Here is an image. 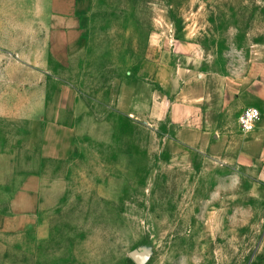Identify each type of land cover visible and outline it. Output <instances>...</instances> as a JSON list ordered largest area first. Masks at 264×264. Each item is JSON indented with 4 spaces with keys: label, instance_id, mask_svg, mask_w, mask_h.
<instances>
[{
    "label": "rangeland",
    "instance_id": "1",
    "mask_svg": "<svg viewBox=\"0 0 264 264\" xmlns=\"http://www.w3.org/2000/svg\"><path fill=\"white\" fill-rule=\"evenodd\" d=\"M92 2L94 40L111 61L186 27L221 59L264 38V0ZM45 15L46 0H0V213L38 165L43 184L31 225L0 233V264H264V187L248 171L177 160L141 123L81 140L73 159L39 157Z\"/></svg>",
    "mask_w": 264,
    "mask_h": 264
},
{
    "label": "crops",
    "instance_id": "2",
    "mask_svg": "<svg viewBox=\"0 0 264 264\" xmlns=\"http://www.w3.org/2000/svg\"><path fill=\"white\" fill-rule=\"evenodd\" d=\"M92 4L46 0L49 85L39 109V157L73 159L81 140L97 142L100 131L141 123L163 133L177 160L190 153L214 168L248 171L264 187V38L243 57L233 58L230 50L221 59L186 27L170 40L166 32L154 33L139 56L125 48L111 61V51L94 40ZM251 106L261 116L252 131L241 133L235 117ZM42 185L39 165L23 174L0 213V233L31 225L42 208Z\"/></svg>",
    "mask_w": 264,
    "mask_h": 264
},
{
    "label": "built area",
    "instance_id": "3",
    "mask_svg": "<svg viewBox=\"0 0 264 264\" xmlns=\"http://www.w3.org/2000/svg\"><path fill=\"white\" fill-rule=\"evenodd\" d=\"M261 114L256 107L244 108L237 117V126L241 133L252 131Z\"/></svg>",
    "mask_w": 264,
    "mask_h": 264
}]
</instances>
